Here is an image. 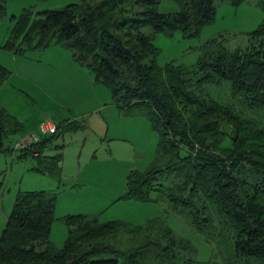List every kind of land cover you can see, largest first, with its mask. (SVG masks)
Masks as SVG:
<instances>
[{
  "label": "trees",
  "instance_id": "1",
  "mask_svg": "<svg viewBox=\"0 0 264 264\" xmlns=\"http://www.w3.org/2000/svg\"><path fill=\"white\" fill-rule=\"evenodd\" d=\"M80 1L14 14L3 46L17 55L52 43L70 48L117 106L146 115L160 134L157 155L146 168L129 172L119 198L150 201L157 191L212 252L200 259L193 239L161 215L134 224L82 212L62 216L68 236L59 247L49 239L57 195L41 189L18 193L0 234V264H264V124L208 89L228 80L240 107H264V19L244 47L231 48L214 36L196 63L160 64L156 33L198 34L215 20L216 0H175L180 8L166 12L157 7L161 0H137L142 9L122 20L114 11L118 0ZM6 2L0 0V15ZM260 4L264 9V0ZM11 72L0 61V88ZM24 126L0 105V153ZM81 126L79 120L56 121L54 131L21 148V155L32 154L34 168L60 176L62 154L46 149L65 130Z\"/></svg>",
  "mask_w": 264,
  "mask_h": 264
},
{
  "label": "rangeland",
  "instance_id": "2",
  "mask_svg": "<svg viewBox=\"0 0 264 264\" xmlns=\"http://www.w3.org/2000/svg\"><path fill=\"white\" fill-rule=\"evenodd\" d=\"M99 0H88L92 4ZM80 0H7L0 15V61L11 69L0 88V105L21 119L25 126L7 140L10 149L0 153V234L6 224L18 193L25 190H47L57 195L55 219L49 239L61 247L68 236V225L62 216L67 213L97 215L101 221L123 219L134 224L161 215L179 234L193 239L198 246L197 256L207 259L211 244L181 217L172 211L165 198L140 201L119 198L127 189L129 172L136 167L146 168L156 157L160 134L146 115L127 112L114 103L110 89L95 80L94 73L81 66L73 50L52 43L45 49H35L25 55L12 53L3 44L11 34L14 14L31 8L36 14L48 8H59ZM214 21L203 25L198 34L185 35L181 29L172 34L157 32L154 41L160 47V64L196 63L201 46L209 38L221 36L231 48L246 46L249 32L264 19L260 0H216ZM137 0H118L115 14L126 15L142 9ZM160 11L178 10L175 0H161ZM113 10V9H112ZM124 26V25H123ZM151 31V27H143ZM209 91L220 101L232 103L242 115L264 124V107H240L232 97L230 82L209 84ZM52 121L79 120L83 126L67 129L46 149L48 154H62L60 176L34 168L36 157L21 155L17 140L36 133L44 137L40 119Z\"/></svg>",
  "mask_w": 264,
  "mask_h": 264
},
{
  "label": "built area",
  "instance_id": "3",
  "mask_svg": "<svg viewBox=\"0 0 264 264\" xmlns=\"http://www.w3.org/2000/svg\"><path fill=\"white\" fill-rule=\"evenodd\" d=\"M40 129L44 133L52 132L56 129V122L52 121L50 118L43 119L40 122ZM39 139H40L39 135L36 133H33L31 135H28L26 137H23V138L17 140L15 147L16 148H24V147L30 145L31 143H33Z\"/></svg>",
  "mask_w": 264,
  "mask_h": 264
},
{
  "label": "crops",
  "instance_id": "4",
  "mask_svg": "<svg viewBox=\"0 0 264 264\" xmlns=\"http://www.w3.org/2000/svg\"><path fill=\"white\" fill-rule=\"evenodd\" d=\"M82 66V65H81ZM43 119H40V121H42Z\"/></svg>",
  "mask_w": 264,
  "mask_h": 264
}]
</instances>
